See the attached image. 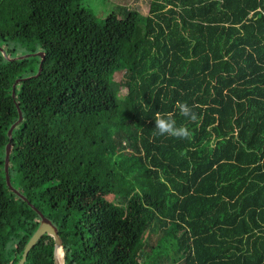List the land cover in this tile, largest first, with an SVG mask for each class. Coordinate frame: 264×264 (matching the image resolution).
Listing matches in <instances>:
<instances>
[{
  "label": "trees",
  "instance_id": "16d2710c",
  "mask_svg": "<svg viewBox=\"0 0 264 264\" xmlns=\"http://www.w3.org/2000/svg\"><path fill=\"white\" fill-rule=\"evenodd\" d=\"M80 1L0 0L5 54L43 51L37 74L39 54L0 52V264L38 223L3 175L15 102L8 163L64 264H264V0H149L143 19ZM54 5L77 24L49 23ZM157 113L191 138L158 135ZM52 245L23 264H52Z\"/></svg>",
  "mask_w": 264,
  "mask_h": 264
},
{
  "label": "rangeland",
  "instance_id": "374dc122",
  "mask_svg": "<svg viewBox=\"0 0 264 264\" xmlns=\"http://www.w3.org/2000/svg\"><path fill=\"white\" fill-rule=\"evenodd\" d=\"M82 5L88 7L91 12L98 18H102L103 15L111 10L117 11L119 7H128L134 8L137 10L141 19L145 17L148 12V3L149 0H81ZM51 11V16L49 17V23H53L56 20H62L65 24H77V18L75 14L69 12L67 9H63L62 7H58L56 5L51 6L49 8ZM57 10V12H55ZM142 21V20H141ZM20 54V53H19ZM3 55V54H2ZM18 55V52L12 53L9 55V52L6 51L5 56L14 57ZM113 77L116 80L124 78V68H120L113 73ZM124 89L121 87L119 89V94H123ZM8 175L9 181L13 187L16 189L20 188L19 180L17 177V173L15 170L14 163L10 161L8 163ZM104 192H93L88 195L87 204L98 202L99 200L107 197V195L103 194ZM59 209L64 214L73 213L75 206L67 204L64 200H62L59 204ZM142 258H140L141 260Z\"/></svg>",
  "mask_w": 264,
  "mask_h": 264
},
{
  "label": "water",
  "instance_id": "95a60500",
  "mask_svg": "<svg viewBox=\"0 0 264 264\" xmlns=\"http://www.w3.org/2000/svg\"><path fill=\"white\" fill-rule=\"evenodd\" d=\"M0 52L5 55V52L2 48V46L0 45ZM32 53H36L39 54V61L37 63V69L35 71L34 74H37L41 68V60H42V56H43V51L42 50H36L34 52H25V53H21L18 54L14 57H21V56H25L28 54H32ZM8 57V56H7ZM11 58V57H8ZM21 77H16L15 80L12 82L11 84V97L14 99V85L15 82L18 81ZM15 107L17 110V118L8 126L6 133L8 136V140L6 141L5 145H4V154H3V162H2V168H3V175H4V180L5 183L7 185V187L13 191L14 193H16L18 196H20L22 199H25V201L27 202V204L34 208V210L36 211V213L38 214V223L36 225V227L33 229V231L31 232V234L28 236L25 244L23 245V248L20 252V256L18 257V259L13 263V264H23L24 263V259L26 256V253L28 251V249L37 241V239L43 234L46 233L48 235H50L52 237L53 240V245H52V264H64V246L61 240V237L58 234L57 231V227L56 225L49 219V217H47L44 213H42L36 206H34L29 200H27L25 198V196L20 193V191H18V189H16L15 187H13L9 181V175H8V157H9V150H10V135H11V129L13 128V126L21 119V112L20 109L17 105V103L15 102ZM60 253L61 254V261H59L57 254Z\"/></svg>",
  "mask_w": 264,
  "mask_h": 264
},
{
  "label": "clouds",
  "instance_id": "9594fccd",
  "mask_svg": "<svg viewBox=\"0 0 264 264\" xmlns=\"http://www.w3.org/2000/svg\"><path fill=\"white\" fill-rule=\"evenodd\" d=\"M176 107L179 109L181 115L188 117L192 121L197 120V114L186 103L178 102ZM155 128L157 129V134L161 136L168 135L181 139L191 138V132L187 127H178L176 125L173 113H168L167 116H161L157 113L155 117Z\"/></svg>",
  "mask_w": 264,
  "mask_h": 264
},
{
  "label": "bare ground",
  "instance_id": "6f19581e",
  "mask_svg": "<svg viewBox=\"0 0 264 264\" xmlns=\"http://www.w3.org/2000/svg\"><path fill=\"white\" fill-rule=\"evenodd\" d=\"M57 257H58L59 261H61V254L60 253L57 254Z\"/></svg>",
  "mask_w": 264,
  "mask_h": 264
}]
</instances>
